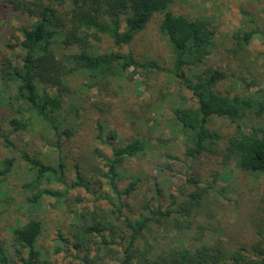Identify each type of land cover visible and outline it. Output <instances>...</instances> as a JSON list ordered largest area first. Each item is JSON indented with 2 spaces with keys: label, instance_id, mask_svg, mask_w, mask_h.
Here are the masks:
<instances>
[{
  "label": "rangeland",
  "instance_id": "rangeland-1",
  "mask_svg": "<svg viewBox=\"0 0 264 264\" xmlns=\"http://www.w3.org/2000/svg\"><path fill=\"white\" fill-rule=\"evenodd\" d=\"M170 9L176 14L210 22L215 34L208 64L227 74L218 88L222 92L258 93L261 113L252 110L236 122L228 117H212L209 126L223 136L215 145L217 153L191 158L185 154L183 135L174 131L173 110L178 106H195L196 99L179 79L156 71L144 76L139 70L131 69L109 88L101 89L87 87L82 74H76L61 91L64 99L61 111L68 117L67 125L73 128L74 135L63 139L62 148L58 149L54 136L34 118L26 130L11 129L8 120L12 109L3 101L0 78V124L14 143L7 146L0 136V168L4 158L16 159L10 173L0 174V243L11 251L13 227L18 222L25 224L28 219L37 218L43 227L37 241L40 249L57 264H76L65 252L54 253V248L59 232L72 237L82 220L76 217V212L86 208L98 207L114 222L117 233L125 231L121 219L112 213L107 198L112 193L106 184L98 187L97 194L84 187L71 189L66 203L45 196L36 210L27 201L32 192H26L23 186L32 180L33 173L21 157L22 151L39 154L53 165L61 156L68 182L75 179L77 164L84 178L91 179L92 171L98 166L93 149L101 147L109 151L96 138L97 122L106 130L116 131L115 144L133 138L145 143L140 155L125 158L120 167V188L137 181L131 195L122 198L125 212L138 217L141 213L149 214V205L170 209V215L159 216V221L151 223L141 244L171 247L183 242L192 248L212 245L232 251L240 245L250 246L260 238L259 232L264 230V174L243 170L233 161L225 164L224 153L238 124L247 133L254 127L264 128V0H174ZM33 19L14 10L8 0H0V62L21 52L16 46L22 37L19 26L28 25ZM161 19V13L154 14L128 45H116L109 37L102 36L96 46L102 51L131 50L139 59L148 58L170 66L173 55L167 36L160 30ZM250 28H257L258 32L250 44L239 48L234 33ZM41 86L51 93L57 92V87ZM42 186L64 188L58 182ZM156 189H160L159 193ZM195 191L202 194L200 203L191 196ZM183 218L186 223L182 222ZM94 240L91 255L99 256L103 264H117L122 255L119 245L111 244L106 247V253H101V237L95 236ZM115 240L119 242L120 238Z\"/></svg>",
  "mask_w": 264,
  "mask_h": 264
},
{
  "label": "trees",
  "instance_id": "trees-1",
  "mask_svg": "<svg viewBox=\"0 0 264 264\" xmlns=\"http://www.w3.org/2000/svg\"><path fill=\"white\" fill-rule=\"evenodd\" d=\"M8 1L14 10L34 18L28 25L19 26L22 37L16 46L21 52L0 62L3 101L12 109L8 123L13 131L28 129L34 118L44 124L54 136L55 146L61 149L63 139L74 135L73 128L67 125L68 117L61 111L64 102L61 91L65 90L68 79L82 74L87 87L106 89L131 69L139 70L144 76L155 71L167 73L192 92L195 106H178L173 110L174 131L183 135L185 154L191 158L217 153L215 145L223 136L209 126L212 117H228L236 122L252 110L261 113L258 93L222 92L218 88L227 74L208 64L215 31L204 18L174 13L170 9L174 0ZM243 12L250 16L248 11ZM156 13L162 14L160 30L171 46L173 61L170 66L148 58L139 59L131 50L102 51L96 46L102 36L109 37L119 46L130 44ZM250 21L255 22L253 17ZM257 32V28L236 31L237 46L246 47ZM41 84L57 87V92L51 93ZM0 136L7 146L14 145L1 124ZM96 136L109 151L101 147L93 149L98 166L92 171L91 179L84 178L77 164L75 179L68 182L61 156L53 165L39 154L21 152L33 173L32 180L23 186L26 192H32L27 201L34 210L40 207L45 196L66 203L71 189L84 187L97 194L98 187L106 184L112 193V197H107L112 213L125 227V231L117 233L114 222L104 211L98 207L86 208L81 213L76 212V217L82 220L72 237L59 232L54 253L65 252L76 264H103L99 256L91 255L96 243L94 237L98 236L101 237V253H106L111 244L119 245L122 255L117 264H264V230L250 246L240 245L232 251L212 245L192 248L184 246L183 242L171 247L141 244L151 223L159 221V216L171 213L170 209L163 210L161 205L147 206L149 214L141 213L138 217L125 212L122 198L131 195L137 181L120 188V167L125 158L140 155L145 143L140 138H133L127 143L115 144L116 131L106 130L101 122H97ZM15 161V157L4 158L0 174L10 173ZM230 161L243 170L264 174V128L254 127L247 133L238 124L224 153V163ZM47 182L61 183L64 188L42 186ZM156 190L159 193L160 189ZM191 196L201 202L200 191L192 192ZM180 214L185 215L183 210ZM185 220L183 218L182 222L186 223ZM42 230V223L37 218H30L25 224L18 222L12 230L13 250L0 243V264H57L37 244ZM117 238H120L119 242H116ZM69 248L72 252H68Z\"/></svg>",
  "mask_w": 264,
  "mask_h": 264
}]
</instances>
